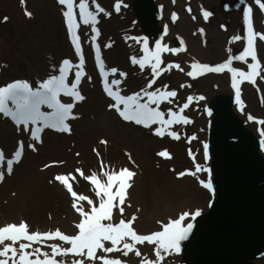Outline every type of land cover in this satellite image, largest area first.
<instances>
[{
    "label": "rangeland",
    "instance_id": "rangeland-1",
    "mask_svg": "<svg viewBox=\"0 0 264 264\" xmlns=\"http://www.w3.org/2000/svg\"><path fill=\"white\" fill-rule=\"evenodd\" d=\"M96 2L110 15L99 14L96 27L100 35L95 42L91 39L94 33L90 26H81L77 30L85 58L84 71L87 75L78 86L80 94L85 99L75 103L72 112L76 118L67 121L70 133L45 128L41 133L42 143H39L30 138V131H24L23 125L18 130L10 117L0 114V150L5 154V161L12 158L18 148V142H24L23 154L20 162L14 164L12 174H7L6 163L4 165L5 176L0 182V226L26 222L29 232L44 233L60 229L68 235L76 234L78 229L75 228V224L79 222L80 216L73 208L72 196L54 177L74 175L76 177L72 182L74 190L98 202L90 182L81 177L76 170L81 169L85 176L95 172L99 177L101 162L108 171L127 168L135 173L129 181L131 187L126 190L123 215L114 209L113 223L122 218L127 220L134 215L137 218L134 227L138 233L147 235L160 231L162 223L176 219L184 212L195 213L199 210L200 215L204 214L210 200V190L203 187L200 181L208 182L205 175L207 171H201L195 177L187 174L181 176L180 173L194 171L195 164L205 167L199 122L207 110L211 109V101H207V98L210 99L212 90L220 97L234 98L233 109L236 116L238 115L237 119L250 126L248 129L253 133L249 132L255 137L257 145H260L258 153L264 160L262 144L264 135L261 134L264 132V124L248 120L249 114L257 119H264V80L258 78L255 85L248 82L240 85L241 100L244 104L241 111L236 103L235 89L231 86V73L225 71L198 76L196 84L199 86H193L191 80L195 78L187 76L194 62L216 66L225 62L230 55L242 53L245 42L233 43L231 38L236 35L245 36L243 12L247 6L253 7L255 30L264 33V11L255 5L254 0H175V3L173 0L146 1L145 8L158 15L159 19L167 17L163 23L157 22V26H160L158 35L164 38L163 44L169 48H179L180 41L183 40V46L186 48V51L179 52L176 58L169 52L161 54L163 61L161 68L166 66V61L170 58L175 59L183 71L173 68L164 72L148 90L162 89L167 85L168 90L177 92L172 104L161 103L160 109L165 113L169 108L177 110L186 102L188 96L205 97L202 101L194 100L190 107L185 109L184 115L191 123L174 125L170 129L181 134L179 140L169 135L157 136L154 129L159 125L144 127L133 121H125L114 108L109 107L115 101L104 90L103 77L95 58L94 43L100 46L106 70L113 68L118 70L116 74H109V82L113 79L121 81L119 85L121 95L129 96L145 89L153 79V74L150 67L141 70L139 65H134L130 60L132 56L139 58L144 55L141 51L143 44L125 38H146L150 49L154 48L156 42L144 35L140 23L138 24L128 14V8L123 1L119 12L114 8L116 0ZM132 2L134 6H140L144 0ZM188 7H191V13L187 11ZM26 8L31 12V16L25 15V6H22L21 0H0V87H6L15 81H27L35 89L49 77L59 75V67L65 59L74 64L79 62L63 15L65 6L60 5L58 0H37L35 3L26 0ZM202 10L211 12L212 15L205 20ZM172 13L178 16L175 22L171 19ZM219 14L225 15L216 20ZM193 16L196 19H193ZM165 26L167 35L164 34ZM200 29H203V34ZM109 44L110 47H105ZM257 56L264 64V43L259 41ZM251 62L249 59L248 63ZM232 67L245 72L249 70L247 64L241 61H233ZM74 71L69 73V84L74 79ZM120 73L127 75L121 76ZM89 76L91 79H88ZM218 77L223 81L221 85L210 81ZM207 81H210L211 88L202 90V82ZM221 87L224 88L220 89ZM115 88L116 86H113V90ZM60 99L63 103H73V98L63 94ZM146 99L147 97H144L141 102ZM9 107L14 110L10 101ZM41 110L52 111L46 106H42ZM97 111L106 114L108 125L112 129L100 126ZM31 127L29 125V129ZM192 136L196 139L189 143ZM29 144H34L36 150L29 148ZM189 149L195 155V161L189 155ZM163 150L170 153L171 159L158 155ZM46 165L50 166L45 167ZM27 171L30 172V177L24 179L23 172ZM199 196L202 198L201 202L197 200ZM203 201H206V205L202 203ZM194 220L189 217L184 224H193ZM52 243L63 242L46 241L44 245L33 247H42L44 251L50 252L48 245ZM105 246L111 245L105 242ZM137 247L150 259H155L152 245L145 243ZM193 251L192 228L188 238L180 242V251L166 255L161 264H186L191 260ZM99 254L120 256L126 264H140V258L133 254L128 257H123L120 253ZM62 259L70 264L72 259L83 257L70 256ZM85 264L100 262L86 260ZM256 264L262 263L257 261Z\"/></svg>",
    "mask_w": 264,
    "mask_h": 264
},
{
    "label": "snow or ice",
    "instance_id": "snow-or-ice-1",
    "mask_svg": "<svg viewBox=\"0 0 264 264\" xmlns=\"http://www.w3.org/2000/svg\"><path fill=\"white\" fill-rule=\"evenodd\" d=\"M60 5L65 6L63 15L65 17L66 25L69 30L71 41L74 45L75 51L79 58L78 63H72L68 59L62 61L59 67V75H53L47 80L39 83L37 88H33L27 81H15L8 84L6 87H0V114L10 117L16 124L18 130L23 125L24 131H30V138L36 142L42 143L41 133L45 128L55 129L60 132L70 133V126L67 124L69 119L76 118L72 112L76 102L85 99L80 94L78 86L83 77L87 75L84 71L85 58L81 45V39L77 30L81 26H90L94 33L92 41L95 42L99 37L100 31L96 27L98 16L100 13L110 15L104 8L96 2V0H58ZM175 3V0H173ZM255 5L261 11H264V0H254ZM22 6H25V15L31 16V12L27 11L26 0H21ZM122 0H116L114 8L117 12L120 11ZM91 5V7H90ZM77 10L79 21H77ZM189 13L192 12L191 7L187 8ZM203 18L207 20L212 13L202 10ZM7 17H5V20ZM171 19L175 22L178 16L172 13ZM193 19H196L193 16ZM243 20L246 25L245 36H233L231 41H244L245 46L241 54L230 55L229 58L216 66H209L207 64H200L194 62L191 65L192 70L187 72V76L196 78L206 73H223L225 71L231 73V86L235 89L236 103L240 106L241 111L244 109L243 101L241 100L240 85L244 82L256 84L257 79L264 80V64L257 56V42L264 43V33L258 32L253 24V7L247 6L243 12ZM203 34V29L199 30ZM164 34L167 35V26H165ZM125 39L135 40L136 43L143 44L141 51L144 53L142 57L132 56L131 62L134 65H139L141 70L145 67H150L153 74V79L149 81L147 87L141 92L133 95H121L119 85L121 81L113 79L108 80L109 74H116L117 69L113 68L106 70L104 62L100 54V46L94 43L95 58L97 66L103 77V85L106 94L115 102L110 104V108H114L125 121H133L138 125L144 127H152L159 125L154 129L157 136L163 137L165 135L171 136L173 139L179 140L181 134L177 131H171L174 125H187L191 120L184 115L185 109H188L194 100L202 101L203 96L192 97L188 96L185 103L179 106L177 110L169 108L167 113L160 109L162 102L172 104L174 98L177 97L175 90H168V86L157 88L154 91H149L156 80L166 71H171L176 68L183 71L179 64H167L161 68L163 63L161 54L171 52L177 54L186 51L183 46L184 41L181 40V47L169 48L163 44L161 40L156 41L154 48H149L148 40L126 37ZM111 45H105L110 47ZM251 63H248V60ZM233 61H241L247 64L248 71L237 70L232 67ZM74 71V79L69 84V73ZM121 76H126V73H120ZM88 79H91L89 76ZM113 86H116L113 90ZM183 87V85L181 86ZM73 98V103L61 102V95ZM144 97H147L144 102H141ZM9 101L14 106L9 107ZM121 105L123 107H121ZM155 105V107H153ZM42 106L52 109L51 112L42 111ZM211 114V113H209ZM167 115V118H165ZM249 121H255L259 124H264V119H257L251 114L248 115ZM31 125V129H29ZM264 135V132L261 133ZM196 139L195 136L189 138ZM101 143H106L101 141ZM264 144V141H262ZM29 148L36 150L34 144H29ZM24 151V142H18V148L13 153L12 158L5 161V154L0 150V182L4 180L6 163L7 174H12L13 166L20 162V158ZM95 151V150H94ZM205 158L208 156V145L204 144ZM77 155H79L77 153ZM97 155H99L97 153ZM160 157L171 159L170 153L163 150L158 153ZM189 155L195 161V155L189 149ZM55 163V162H53ZM62 163V162H60ZM46 165L45 167H49ZM77 173L85 180L90 182L92 191L98 202L93 198L78 194L73 188V181L76 177L72 174L57 175L54 177L56 181L61 183L68 193L73 198V208L80 216V220L75 224L78 232L73 235H68L60 229L48 231L44 233L29 232V226L26 222L17 224H6L0 226V264H67L62 259L63 257H83V259H72L70 264H85V261H99L100 264H126L120 256L110 257L101 255L99 253H120L123 257H128L130 254L140 258V264H161L166 255L172 252L178 253L180 251V242L188 238V233L193 228L192 223L184 224V221L191 217L195 219L201 213L197 210L195 213L184 212L178 218L169 220L167 223L161 224V230L147 235L138 233L134 224L136 217L125 220L120 219L113 223V211H118L121 215L124 212V205L126 202V190L131 187L129 181L135 175L131 170L124 168L119 171H108L105 165L101 162L100 176L93 172L89 176H85L81 169L76 170ZM201 171H208L207 168L200 164H195L194 171H186L180 173L183 175L196 176ZM203 187L212 190L213 185L211 180L208 182L200 181ZM87 205V210H86ZM160 223V222H158ZM58 240L63 243H52L48 247L51 251H44L42 247H33V245H44L46 241ZM105 242H109L111 246H105ZM145 243L153 246L155 259H150L147 254L142 253L137 245H144ZM65 245H68L65 247ZM60 257L61 259H57Z\"/></svg>",
    "mask_w": 264,
    "mask_h": 264
},
{
    "label": "water",
    "instance_id": "water-1",
    "mask_svg": "<svg viewBox=\"0 0 264 264\" xmlns=\"http://www.w3.org/2000/svg\"><path fill=\"white\" fill-rule=\"evenodd\" d=\"M215 105V194L193 222L194 251L186 264H254L264 258V160L228 105Z\"/></svg>",
    "mask_w": 264,
    "mask_h": 264
},
{
    "label": "bare ground",
    "instance_id": "bare-ground-1",
    "mask_svg": "<svg viewBox=\"0 0 264 264\" xmlns=\"http://www.w3.org/2000/svg\"><path fill=\"white\" fill-rule=\"evenodd\" d=\"M31 1L33 3H35L37 0H31ZM122 1L124 2L125 6L128 8V14L131 17H133V19L137 23L138 22L140 23V26H141L142 31H143L145 36L154 40L155 42L158 40H161V38H163V36L158 35V33L160 32V26H157V22L163 23V21L167 20V17H163L162 19H159L158 15L154 14L151 10L145 8L147 0H144V3H142L140 6H134L132 0H122ZM224 15L225 14L217 15L216 20L220 19ZM161 42L164 43V38L161 40ZM169 54L171 56H173L174 58H176L178 56V53L172 54L171 52H169ZM169 63L177 64L175 59L168 58L166 61V65ZM210 81L212 83L215 82L214 84H217V85H221L223 83L222 79L219 77L216 79H210ZM210 81H207L206 83L202 82V90H208L211 88V84H209ZM191 83L193 86L198 85V83L196 84V78L194 80H191ZM222 88H224V87H221L220 89H222ZM214 93H216V92L213 90L210 91V99L207 98V101H211L210 102L211 109L207 110L204 118L202 119V117H201L200 118L201 121L199 122V126H201V130H202L203 146H204V144L208 145V156H207V158H205V167L208 169L207 174H205V175L208 177V181L210 179H213L212 163H213L214 155H213L212 150H211V144H212V137H211L212 132H211V130H213L214 126L216 125V116H215V111L213 110V106L216 104L215 106L218 107L221 104H226L229 107V111L230 112L233 111V115L236 118L238 116V115L236 116L234 109H233L234 108V98L229 99L226 96L220 97V95L214 94ZM209 113H211V114H209ZM227 115H229V114H227ZM97 117H98V122H99L100 126H102L104 128L112 129L108 125L107 116L105 113H102L101 111L100 112L97 111ZM240 125L243 128H245L248 132L250 131L249 130L250 126L247 123H245L244 121H240ZM250 132L253 133L252 130ZM210 133H211V135H210ZM208 135H210L209 138H208ZM258 150L260 151V145L259 144H258ZM23 176H24V179H28L30 177V172L29 171L23 172ZM214 194H215V189L213 187L212 190H210V200ZM197 200L201 202L202 201L201 196L197 197ZM202 203H204V205H206V201H203ZM259 262L264 264V258L262 260H260ZM254 264H256V263L254 262Z\"/></svg>",
    "mask_w": 264,
    "mask_h": 264
}]
</instances>
